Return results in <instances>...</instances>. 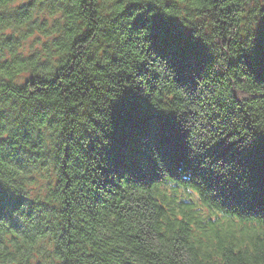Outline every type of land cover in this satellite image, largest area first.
I'll use <instances>...</instances> for the list:
<instances>
[{"label": "trees", "instance_id": "1", "mask_svg": "<svg viewBox=\"0 0 264 264\" xmlns=\"http://www.w3.org/2000/svg\"><path fill=\"white\" fill-rule=\"evenodd\" d=\"M16 1L0 264H264V0Z\"/></svg>", "mask_w": 264, "mask_h": 264}, {"label": "rangeland", "instance_id": "2", "mask_svg": "<svg viewBox=\"0 0 264 264\" xmlns=\"http://www.w3.org/2000/svg\"><path fill=\"white\" fill-rule=\"evenodd\" d=\"M29 0H18L14 2V5L20 4L27 2ZM33 20H37L39 22H45V26L47 28L51 27L53 23V16L49 13L47 7L44 8V10H38L37 12L34 13L33 15ZM49 37L46 35H41L39 31H35L31 36L22 39L21 44H20V52L22 55L27 56L30 55L33 52H36L35 54H38L42 57L43 52V46L42 44L45 41H49ZM46 171V169H45ZM46 173L45 172H40L38 178H37V184L35 187L32 188L33 194H36L39 189H41L45 183V178ZM225 226L228 227L229 223H225Z\"/></svg>", "mask_w": 264, "mask_h": 264}, {"label": "snow or ice", "instance_id": "3", "mask_svg": "<svg viewBox=\"0 0 264 264\" xmlns=\"http://www.w3.org/2000/svg\"><path fill=\"white\" fill-rule=\"evenodd\" d=\"M159 22H160V21H158L156 18H153L152 23H153L154 25L158 24ZM143 23L147 24L148 22L144 21Z\"/></svg>", "mask_w": 264, "mask_h": 264}]
</instances>
